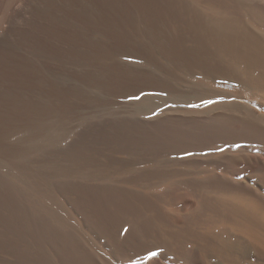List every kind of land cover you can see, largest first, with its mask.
<instances>
[{"label": "bare ground", "instance_id": "bare-ground-1", "mask_svg": "<svg viewBox=\"0 0 264 264\" xmlns=\"http://www.w3.org/2000/svg\"><path fill=\"white\" fill-rule=\"evenodd\" d=\"M59 1L47 0L46 10L32 11L37 18L25 34L32 46L91 62L102 82L136 83L115 87L131 89L123 95L124 110L100 96L87 100L90 108H101L75 115L79 128L69 142L61 122L41 116L58 103L15 90L21 80L28 81L27 87L43 80L55 84L45 73L52 66L10 55L14 63L1 67L11 82L0 85L2 223L19 233L42 235L41 249L50 244L72 254L75 264L128 262L111 247L86 241L77 219L52 193L53 185L71 173L56 164L35 163L46 149L68 144L82 167L62 186L73 192L76 208L87 206L81 215L93 229L109 231V244L118 252L122 244L141 243L147 252L162 256L167 251L172 257L160 256L164 264H187L194 251L200 264H241L252 251L264 260V159L223 154L217 145L233 131L234 136L235 131L244 137L264 135V114L256 109L264 105L254 103L264 95V0ZM118 43L162 60L148 63L129 54L113 58L110 46ZM71 90L63 86L59 95ZM139 144L145 151L155 144L160 152L143 153L139 147L143 154H132ZM101 161L104 169L83 168L85 162ZM141 175L153 179L141 181ZM147 231L153 232L148 241L143 238ZM11 242L20 245L14 248L18 257L37 250L28 241Z\"/></svg>", "mask_w": 264, "mask_h": 264}, {"label": "rangeland", "instance_id": "rangeland-1", "mask_svg": "<svg viewBox=\"0 0 264 264\" xmlns=\"http://www.w3.org/2000/svg\"><path fill=\"white\" fill-rule=\"evenodd\" d=\"M54 1L60 2L59 0H54ZM83 1H85V0H83ZM43 2H44V4H43ZM48 2H49V0H48ZM48 2H47V0L46 1L45 0H0V51H1L0 52V85H1V87H3L2 86L3 83L7 84L8 82H11V79L8 78L10 80L9 81L7 79L8 76H5L3 73L4 71L2 70V67H3V65H5V63L8 62L7 65H12L14 63L15 59L10 57V55L11 56L12 55H14V56L20 55V56H24L25 58L29 57V58H32L34 61H37L39 63H42V61H43V63L48 62V64L50 66H52V68L50 67L49 70L45 69V73L50 78L57 80L55 82V84L49 85V82L47 80L46 81L43 80V82L42 81H40L41 83L39 82L41 86L37 83L36 84L32 83V87H27L26 85L28 84V81L23 80L24 81L23 82L21 80L20 82H21L22 86L19 82V85L17 86V89L15 88V90L17 91L19 89L20 91L18 90V92H20V94L22 96L27 97L28 96L27 94H29L31 97L32 96L34 97V98L32 97L33 99H35V100L38 99L37 101H40V102L45 101V103H52V102L58 103L59 106L53 107L50 111L48 110L46 113H44L41 116L44 120H53L54 119L55 121L61 122L64 130H66V132L70 136V139H69V142H70V140L75 135V129L79 128L78 121L76 120L75 115H77L78 112H79L78 115L84 114V113L88 114L89 112H93L95 110V108H96V110L101 108L100 104L99 105L96 104L94 107L90 108L89 106H87L88 104L86 105L87 100L100 96L99 99H101L102 101L104 100V101H107L108 103L111 102L113 104V105L111 104L109 106H117V108L119 110H124L125 109L124 108L125 98H123V95L131 89L117 90L116 91L115 87L118 84H121V85L127 86V87H131V86L135 85L136 82L134 81V79H126V80H123L122 82H119L118 80H112V81L110 80L109 83H105L104 81H103L104 82L103 83L102 80H98V78L95 77V74H98V73H96V69L91 62L85 61V60L82 62L81 61H75L74 62V61H72L70 56H68L67 54H64L63 52L61 53L60 51H57L56 53L55 52L50 53L49 51H46L45 49H42L39 46L38 47L35 46V48H34V46H32L33 42L31 41V39H27L25 37L26 36L25 34L28 31V29L30 28L31 21H33L34 18L35 19L37 18L35 15L38 12H40L41 10L42 11L46 10L44 7L48 8V6H47ZM85 2H87V1H85ZM38 9L40 11L37 12ZM32 11L37 12V13L34 14ZM33 15H34V17H33ZM22 31H24V32H22ZM110 47H111L110 48L111 49L110 55L113 56V58H118L122 54H129V55H131V57L134 60L150 63L153 60V58L155 57L154 56L153 58L152 57L149 58V56L146 53H144L143 51H141L137 48L136 49L132 48V47L127 46V45H123V44L120 45L119 43L115 44V45L111 44ZM34 49L35 50L37 49L38 51L36 50L37 51L36 52ZM2 53H5V55H7V56H4V54H2ZM33 53H34V55L32 56ZM67 56H68V58L66 59ZM99 56H106V54L104 53V54H101ZM35 57H37V58H35ZM63 58H65V59H63ZM38 59H39V61H38ZM157 59H159L161 61L162 57L159 56L156 59L154 58L155 61ZM3 61H4V64H3ZM153 61H152V63H153ZM60 65L63 66V68H61ZM86 69L89 70V73H85ZM2 79H5V80H2ZM44 83H45V85H44ZM46 84L48 85V87L46 86ZM63 86L71 87L72 92H68L67 94L63 93V94L59 95V90ZM111 89L113 91H110ZM43 90L45 93L43 92ZM53 92H54L55 96H54ZM50 94H52V96ZM57 94L59 97L57 96ZM254 101H255L254 103L264 105V95L261 99L256 98V100H254ZM1 106L2 105H0V107ZM256 109L260 113L264 114V108H262L260 106H256ZM178 115L182 116L183 114L182 115L178 114ZM47 116H48V118H47ZM184 116L185 115H183L182 117H184ZM260 127H261V125H260ZM260 127L258 129H260ZM260 131H264V124L262 125ZM233 132H232V134H233ZM262 133H264V132H262ZM232 134L229 132V134L227 135V138L225 139L226 136H224L223 141L222 142L220 141L217 144V145H221L219 148V151L221 153L223 152V154L224 153L226 154L228 152L230 154L231 152H233L234 154H236L238 156L240 155V156H244L247 158H248V155H250V156L252 155L254 157L253 154H256L257 159L259 158L260 161L262 159H264V157L262 156V153H264V135L262 134L263 135L262 136L261 132L258 133V135L257 134H249V135H247L248 137L247 136L244 137V135H242V134L239 135V131H235V136H234V134L233 135ZM236 134H237V136H236ZM256 135H257V137H256ZM228 136H230V137H228ZM240 137H242V138H240ZM228 142H230V143L228 144ZM140 144H143V143L141 142ZM139 145H137L136 148L134 147V150L131 151L132 154L135 152L137 154V151L140 152V154H143L146 152L152 153V154H154V152H155V154H157L158 152H160V151H158V150H160V148L156 149L157 146L155 144L152 145L153 146L152 152H151L152 146H148V148H147L148 151L147 150L145 151L144 150L145 145L144 144H143L144 146L142 145L144 148L141 145L140 146ZM137 147L138 148L142 147L141 150H144V152L142 153L140 148H139V150H137ZM154 147H155V149H154ZM231 147H234V148H231ZM58 148H60V149L59 150H57L56 148H55L56 150L54 148H53L54 150L52 148L49 150L46 149L45 152L40 154V156L34 157V160L36 161L35 163L36 164L37 163L43 164L46 162L44 165L56 164V165H58L64 169H66L71 174L75 171L76 167H78V166L82 167L81 166L82 163L81 164L78 163L79 165L77 163H75V149L73 147H70L67 144L64 146L61 145ZM229 150H231V151H229ZM160 154H163V151H161ZM257 154H259L260 156ZM102 157L103 156H101V158ZM128 157H129V155H128ZM38 159H40V160H38ZM35 163L32 162V165H34ZM100 163H102V164L95 163L93 166L92 162L90 163L91 165L89 164V162H87V163L85 162L83 168L86 170H92L94 168L95 169H104L106 167V165L104 164L103 161H101ZM108 166L110 167V166H114V165H108ZM70 175L65 177L61 181L60 184L55 182L56 185H53L52 193L54 194V196H56L61 201V203L66 208L67 213H69L70 217L72 215V217L77 219L78 224H79V229H80L79 232L81 234H83V236L86 237L85 238L86 241H91V242L94 241V243H96L97 245H101V246L103 245L106 249L111 247V248H109V250L111 252H113V254H116V256H122L123 258L128 259L127 260L128 262L122 260L123 262H125L122 264H160L161 262L164 264V261H163L164 259L162 260V258H161L162 256H164L163 258H166V257L171 258L172 257L171 255L168 254L167 251H165V252L163 251L162 256L159 255V253L158 254L154 253L153 251L147 252L145 249H143L141 247L142 246L141 243H140V245L139 244H137V245L136 244L135 245L122 244L120 247H118V250H119V252H118L116 250V248L113 247V245L112 246L110 245L111 243L109 241H113V239H112V237H110L112 235L109 233V231L101 233L100 231L93 229V227H91L90 223L83 219V216L81 215V213H82V210L83 211L86 209L88 210L87 206L84 205V207L82 206L78 209L75 207V205L72 204L71 200H72V197H74L73 192L67 191V188H63V186H62V184L65 183L64 181H68V179L70 178ZM152 177L153 176L141 175L139 180L150 181L153 179ZM186 199H187V197L182 198V199H180L181 200L180 202H183V200H186ZM2 222L3 221L0 218V264H75L72 260V254H70L68 252H64L63 254H61L56 250V248L54 249V247L51 246L50 244L47 245L44 249H41V247H39V245H38V242L40 240L42 241V239H41L42 235L33 236V234L31 232L29 233L27 231L24 233H19L14 228H11L10 226L5 225ZM111 226L113 227V225H111ZM95 231H97V232H95ZM152 233H153L152 231H147V232L143 233V238L146 241H148L149 239H152ZM186 237L188 239H190L189 238L190 236L189 237L186 236ZM45 239L52 241L50 238H45ZM240 239L244 240L243 237H240ZM11 241H28V242H30L31 245L33 244L34 247H37V250L35 248V249H33L32 253L21 254L20 257H18L15 254L16 253L15 252L16 251L15 245H16V247H20V245L15 244L14 242H13V244H11L12 243ZM14 248H15V251H14ZM194 252H196V251H194ZM194 252H191L192 256L189 253V255L187 257L188 263L186 262L187 264H200V260H198L199 258L197 257V256H199L197 254L198 252H196L195 255L193 256ZM150 253H152V254H150ZM235 253L238 255H236ZM235 253L233 254L234 257L239 258L240 254L238 252H235ZM250 253L248 254V259H247V256L241 258L242 262L244 261L243 264H251L252 262H255L256 264H258V262H259V264H264V260L259 258L255 253H253V251ZM253 254L256 256H254ZM43 255H44V258H43ZM194 257H195V259H194ZM243 258H244V260H243ZM258 259H260V260H258ZM256 261H258V262H256ZM242 262H241V264H242ZM170 264H176V263L175 262L172 263V261H170Z\"/></svg>", "mask_w": 264, "mask_h": 264}]
</instances>
